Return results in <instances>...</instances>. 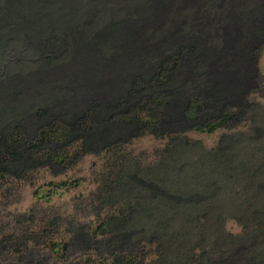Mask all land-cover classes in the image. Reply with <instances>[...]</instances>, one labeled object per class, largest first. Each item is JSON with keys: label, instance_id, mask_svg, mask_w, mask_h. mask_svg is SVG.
<instances>
[{"label": "rangeland", "instance_id": "obj_1", "mask_svg": "<svg viewBox=\"0 0 264 264\" xmlns=\"http://www.w3.org/2000/svg\"><path fill=\"white\" fill-rule=\"evenodd\" d=\"M19 1L31 0H0V36L6 55L13 57L4 66V81L29 79L28 50L40 41L31 20L43 24L47 11ZM58 1L95 15L94 25L112 23L114 12L121 13L115 7L119 0ZM190 1L209 11L207 43L216 49L209 59L218 61L206 71L203 58H197L196 85L192 67L173 85L177 114L196 101L195 117L178 114L183 119L174 127L180 131L164 133L162 124L144 132L119 131L112 147L105 140L88 147L73 135L47 140L50 155L33 165L27 178L0 182V243L14 233L20 248L11 256L16 260L3 253L1 264H264V0ZM137 3L142 10L144 0ZM198 4L181 14L206 13ZM57 12H51L52 20ZM216 15L225 24L222 34L227 32L223 45L212 35ZM169 30L165 21L155 38ZM235 39L243 42L241 48ZM63 57L61 67L59 56L51 64L45 56L36 60L59 76L43 73L45 80L62 87L67 82L62 70L73 66ZM215 98L220 105L213 109ZM214 123L224 125L209 131ZM22 127L28 133L31 123ZM113 217L117 224L103 233L99 227Z\"/></svg>", "mask_w": 264, "mask_h": 264}, {"label": "trees", "instance_id": "obj_2", "mask_svg": "<svg viewBox=\"0 0 264 264\" xmlns=\"http://www.w3.org/2000/svg\"><path fill=\"white\" fill-rule=\"evenodd\" d=\"M137 1L119 0L115 7L121 13L114 12L112 23H104L109 20L104 19L97 21L96 25L92 20L95 15L83 13L71 2L61 4L58 0L19 1L21 6L33 7L34 10L40 5L46 7L47 11L46 14H41V19L45 17L43 24L36 21L38 29L35 20H31L34 36L40 41L28 50L29 79H2L3 72L8 69L4 66H8L13 57L6 55L3 43L5 37L0 36V182L8 184L7 180L11 178H27L32 166L41 165L42 159L48 157L50 148H47V140L64 139L66 135H73L78 137L77 142L84 140L88 147L93 142L102 140L108 142L107 147H112L115 144L112 140L119 136V131L120 135L123 134L121 132L135 129L144 132L155 129L159 124L165 127L164 133L180 131L174 127L183 119L178 114L184 118L188 115L195 117L192 113H197L196 101L185 109V114H177L175 109L179 99H175L177 87L173 85H176L179 75L187 67L194 69L191 82L194 81L196 85L199 76L195 69L197 58H203L206 71L210 70L213 63L216 65L218 62L213 58L212 63L209 59L216 50L207 43L209 23L205 15L209 11L207 7L198 4L200 1L144 0L142 10ZM196 4L206 13L195 9L188 16L181 14L180 10ZM124 8L128 10V14ZM54 10L58 12L53 13L55 19L52 20L50 14ZM133 12L135 17H131ZM32 13L34 12H31L30 17L33 19ZM193 16L196 19L192 20ZM221 18L210 26H214L212 35L220 36L223 45L227 32L222 34L225 24L218 22ZM165 21L170 30L155 38ZM0 31L1 35L3 29ZM240 40L234 41L237 48L243 45ZM92 44L96 47H92ZM97 48L99 52L95 53ZM223 49L218 54H223ZM234 54L233 56L236 55ZM38 56H45L50 64L59 56L60 67L65 64L63 56L68 62L71 61L73 66L68 63L69 67L62 70V76H67L65 86H60L58 81L53 84L45 80L44 74L49 77L59 76L56 71H50L53 68L47 66L46 61L41 60L40 65H37ZM236 56L240 57L241 52ZM20 59L24 62L23 58ZM171 84L172 89L169 90L168 86ZM228 91L230 90L226 88L225 93L228 94ZM214 100L211 103L213 109L217 106L216 103L220 105L218 98ZM43 119L47 123L40 125ZM12 121L18 124L14 125ZM23 123H31L28 133L22 127ZM109 124L111 127L105 130ZM223 125L211 124L209 131ZM163 127L158 129L163 131ZM39 135L42 140H35ZM70 145L68 143L69 147ZM63 155L59 153L56 159L61 160ZM116 222L114 217L109 221L105 220L103 228L99 229L104 233L113 228ZM79 233L83 234V231L80 229L78 235ZM8 238L10 239L0 243V260L5 252L10 261L17 259L11 257L20 250L13 241L17 239L16 234L12 233ZM25 243H31V235L27 236Z\"/></svg>", "mask_w": 264, "mask_h": 264}]
</instances>
